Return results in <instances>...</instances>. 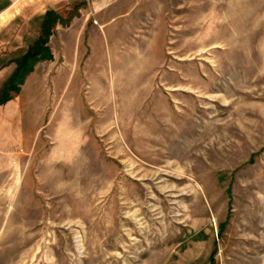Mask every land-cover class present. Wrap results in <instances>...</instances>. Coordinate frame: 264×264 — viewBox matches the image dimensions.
Instances as JSON below:
<instances>
[{"label":"rangeland","instance_id":"1","mask_svg":"<svg viewBox=\"0 0 264 264\" xmlns=\"http://www.w3.org/2000/svg\"><path fill=\"white\" fill-rule=\"evenodd\" d=\"M10 96L0 264H264V0H0Z\"/></svg>","mask_w":264,"mask_h":264},{"label":"crops","instance_id":"2","mask_svg":"<svg viewBox=\"0 0 264 264\" xmlns=\"http://www.w3.org/2000/svg\"><path fill=\"white\" fill-rule=\"evenodd\" d=\"M18 92H16L17 94ZM27 107L25 99L13 98V96H10V98L5 101L4 103L0 104V127L3 126L2 122H6L4 125L7 128V131L12 133L15 132H23V128L21 126H24L22 122V117L24 115V109ZM33 117H30L28 119V126L34 125L37 119L35 121H32ZM17 138V137H16ZM25 139V138H24ZM28 140V139H25ZM5 144L0 142V149L2 150L5 148ZM4 155L2 151H0V158ZM1 160V159H0Z\"/></svg>","mask_w":264,"mask_h":264},{"label":"trees","instance_id":"3","mask_svg":"<svg viewBox=\"0 0 264 264\" xmlns=\"http://www.w3.org/2000/svg\"><path fill=\"white\" fill-rule=\"evenodd\" d=\"M50 16L48 15V12H45V14L42 16V20H41V24H40V31H41V35H43V37H39L37 41L34 42V44L28 48V51L27 53L23 56L22 61L23 62H27L29 60L32 59V57L30 56L31 53L33 52L32 49L34 47H41L42 45V42L45 41L46 37L48 36L49 34V28H50V25L52 23V18H49ZM31 57V59H30ZM22 73H19V74H16L12 79H13V82L16 81H21V76H22ZM13 84V83H11ZM12 86V85H11ZM9 99V97H2L0 98V104L4 103L5 101H7Z\"/></svg>","mask_w":264,"mask_h":264}]
</instances>
